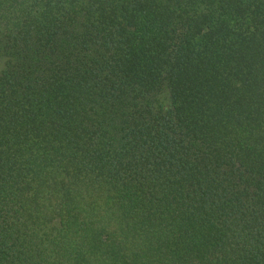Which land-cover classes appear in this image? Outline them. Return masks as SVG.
<instances>
[{
  "label": "trees",
  "instance_id": "1",
  "mask_svg": "<svg viewBox=\"0 0 264 264\" xmlns=\"http://www.w3.org/2000/svg\"><path fill=\"white\" fill-rule=\"evenodd\" d=\"M0 264H264V0H0Z\"/></svg>",
  "mask_w": 264,
  "mask_h": 264
}]
</instances>
